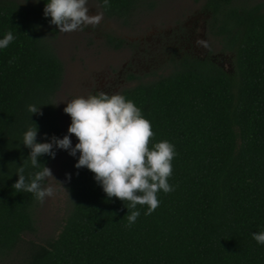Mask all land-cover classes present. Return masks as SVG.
Listing matches in <instances>:
<instances>
[{
	"label": "trees",
	"instance_id": "16d2710c",
	"mask_svg": "<svg viewBox=\"0 0 264 264\" xmlns=\"http://www.w3.org/2000/svg\"><path fill=\"white\" fill-rule=\"evenodd\" d=\"M97 1L125 22L145 2ZM44 6L0 0V36L14 35L0 50V264L14 253L12 264H264V245L252 239L264 229V0H205L207 29L228 59L174 50L166 73L132 74L136 84L118 92L151 122L149 147L175 146L174 191L158 192L150 215L137 205L140 216L128 226V202L107 198L90 170L75 168L60 229L29 240L39 201L12 188L30 152L22 134L38 126L37 142L62 137L56 97L65 67ZM107 42L119 48L125 40L108 35ZM29 104L42 115L31 117ZM40 160L49 167L53 158ZM35 171L25 161V176Z\"/></svg>",
	"mask_w": 264,
	"mask_h": 264
},
{
	"label": "clouds",
	"instance_id": "9594fccd",
	"mask_svg": "<svg viewBox=\"0 0 264 264\" xmlns=\"http://www.w3.org/2000/svg\"><path fill=\"white\" fill-rule=\"evenodd\" d=\"M87 3L88 0H45L43 15L50 18L49 24L55 25L61 33L94 27L102 16L98 12L89 14ZM103 4L107 6L108 0H103ZM13 40V33L5 32L0 36V50L7 48ZM26 108L31 117L42 115L41 107L29 104ZM63 111L71 119L63 138L55 135L48 138L45 134V142H37L38 126L35 129L28 127L23 132L22 144L30 149L25 161L36 171L26 177L25 161L17 167L18 180L12 185L17 193H30L40 203L53 196V187L45 184L47 178L53 177L52 171L40 158L48 155L54 159V148L65 150L76 158V169L86 167L90 170L107 198L115 197L124 205L128 202L125 205L128 226L140 216L137 205H146L144 214L150 215L160 203L157 193L174 191L168 179L172 175L175 146L161 140L153 141L149 147V140L154 137L151 122L132 100L119 93L98 92L67 101ZM72 135L78 141L74 146ZM66 176L70 179V174ZM252 239L264 245V229L252 233Z\"/></svg>",
	"mask_w": 264,
	"mask_h": 264
},
{
	"label": "rangeland",
	"instance_id": "374dc122",
	"mask_svg": "<svg viewBox=\"0 0 264 264\" xmlns=\"http://www.w3.org/2000/svg\"><path fill=\"white\" fill-rule=\"evenodd\" d=\"M205 0H145L132 18L124 21L107 17L97 0H88L89 14H101L96 26L70 33L50 34L53 46L64 63L65 74L56 101L62 137L67 134L70 116L63 109L66 102L95 92L118 93L136 84L131 75L151 79L164 74L174 50H189L198 56L213 54L228 59L217 40L209 33L203 5ZM113 35L125 40L119 48L108 45ZM227 65V62H225ZM228 66V65H227ZM156 74V75H155ZM73 146L77 143L71 136ZM79 153H77L78 157ZM76 158L67 151L56 149L49 168L53 177L46 185L54 189L51 197L37 205V231L27 235L29 240H45L61 227L69 206L68 183L75 170ZM17 254L5 264L18 259Z\"/></svg>",
	"mask_w": 264,
	"mask_h": 264
}]
</instances>
